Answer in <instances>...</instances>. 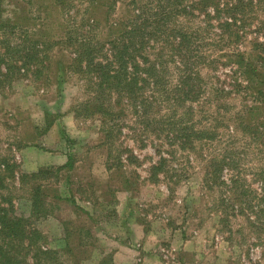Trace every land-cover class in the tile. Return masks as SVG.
<instances>
[{
    "label": "trees",
    "instance_id": "obj_1",
    "mask_svg": "<svg viewBox=\"0 0 264 264\" xmlns=\"http://www.w3.org/2000/svg\"><path fill=\"white\" fill-rule=\"evenodd\" d=\"M259 1L120 0L121 15L113 19L118 0H79L80 5L51 0L61 11V33L49 39L33 37L49 26L47 18L28 32L19 30L17 17L14 65L4 66L14 68V79L28 73L37 81L45 63L55 60L58 83L59 74L82 80L89 96L74 113L97 118L103 145L118 139L130 116L133 131L161 139L166 154L179 149L208 158L205 181L216 188L220 224L231 232L230 219L242 216L264 235V44L261 71L257 45L247 38L257 29L250 28ZM236 98H241L238 106L232 102ZM53 122L46 123L44 132ZM249 151L256 154L251 177L259 182L260 192L240 166V153ZM72 161L68 157L57 170L73 168ZM166 162L159 156L150 167L152 181L169 172ZM111 166L106 162L107 169ZM11 167L12 162L0 159V189H5V173ZM44 172L18 178L35 179ZM44 190L40 184L31 189L28 217L19 215L10 198L0 193V264L64 263L57 256L60 250L45 246L35 226L46 215Z\"/></svg>",
    "mask_w": 264,
    "mask_h": 264
},
{
    "label": "rangeland",
    "instance_id": "obj_2",
    "mask_svg": "<svg viewBox=\"0 0 264 264\" xmlns=\"http://www.w3.org/2000/svg\"><path fill=\"white\" fill-rule=\"evenodd\" d=\"M119 1L113 19L121 15ZM50 4L51 0H0V159L13 163L0 193L10 198L19 215L28 217L31 189L44 187L47 211L35 226L45 246L60 250L57 256L63 264H264V235L242 216L230 219L231 232L220 224L221 208L214 207L216 188L205 181L208 158L179 149L166 154L168 147L159 145L161 139L133 131L130 116L118 139L103 145L97 118L74 113L89 96L82 80L59 74L58 83L55 60L45 63L37 81L28 73L14 79V68L5 69L14 65L17 17L19 30L28 32L47 18L49 26L33 37L49 39L61 33V11ZM253 28L256 32L247 38L257 45L261 70L264 0L258 2ZM240 101L232 100L236 106ZM52 119L55 123L44 132ZM205 148L208 151L210 145ZM240 154L243 175L260 192L259 182L251 177L258 164L256 154ZM130 155L135 160L127 159ZM159 156L168 159L169 172L152 181L150 167ZM68 157L73 168L57 170ZM39 170H45L43 176L18 178ZM68 247L75 251L67 252Z\"/></svg>",
    "mask_w": 264,
    "mask_h": 264
},
{
    "label": "crops",
    "instance_id": "obj_3",
    "mask_svg": "<svg viewBox=\"0 0 264 264\" xmlns=\"http://www.w3.org/2000/svg\"><path fill=\"white\" fill-rule=\"evenodd\" d=\"M55 121H56V120H54L53 124L55 123ZM53 124H52V125H53ZM52 125H51V126H52ZM51 126H50V127H51ZM48 130H49V129H48Z\"/></svg>",
    "mask_w": 264,
    "mask_h": 264
}]
</instances>
